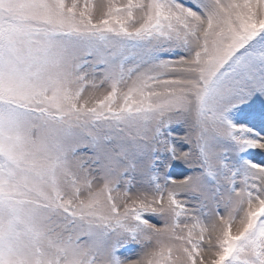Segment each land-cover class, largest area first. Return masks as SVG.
<instances>
[{
	"label": "snow or ice",
	"instance_id": "6c2138e0",
	"mask_svg": "<svg viewBox=\"0 0 264 264\" xmlns=\"http://www.w3.org/2000/svg\"><path fill=\"white\" fill-rule=\"evenodd\" d=\"M0 264H264V0H0Z\"/></svg>",
	"mask_w": 264,
	"mask_h": 264
},
{
	"label": "rangeland",
	"instance_id": "374dc122",
	"mask_svg": "<svg viewBox=\"0 0 264 264\" xmlns=\"http://www.w3.org/2000/svg\"><path fill=\"white\" fill-rule=\"evenodd\" d=\"M94 2H95V0H94ZM249 159H251V157Z\"/></svg>",
	"mask_w": 264,
	"mask_h": 264
}]
</instances>
